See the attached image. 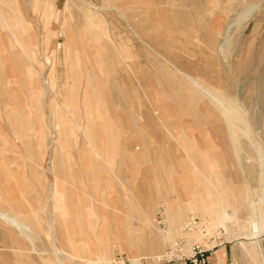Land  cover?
Masks as SVG:
<instances>
[{"label": "rangeland", "instance_id": "rangeland-1", "mask_svg": "<svg viewBox=\"0 0 264 264\" xmlns=\"http://www.w3.org/2000/svg\"><path fill=\"white\" fill-rule=\"evenodd\" d=\"M252 204L264 0H0V264H263Z\"/></svg>", "mask_w": 264, "mask_h": 264}, {"label": "bare ground", "instance_id": "bare-ground-1", "mask_svg": "<svg viewBox=\"0 0 264 264\" xmlns=\"http://www.w3.org/2000/svg\"><path fill=\"white\" fill-rule=\"evenodd\" d=\"M73 106H75V105H73ZM79 124H80V122H79ZM60 133H62V132H60ZM251 208H252L251 221L249 222L250 234H249V238L247 240H250V241L254 240V241L249 242V243H242L241 242L240 245L243 248H245L247 245H251L250 246V254L253 255L254 258L257 257L260 260V262L263 263V253H262V250L259 247V242H260L261 238L264 237V206L263 207H257V206H254V204H252ZM78 226H79V222H70V223H67V224L63 225V227H62L63 234H61V236L64 238V240L66 242L68 241V235H70L69 231H71L72 229H74V230L78 229Z\"/></svg>", "mask_w": 264, "mask_h": 264}, {"label": "built area", "instance_id": "built-area-1", "mask_svg": "<svg viewBox=\"0 0 264 264\" xmlns=\"http://www.w3.org/2000/svg\"><path fill=\"white\" fill-rule=\"evenodd\" d=\"M193 217H190L186 219L185 223L188 225H191V221L193 220ZM208 249H205L201 247L200 245H195L192 247L191 254L188 257L183 258V263L186 264H210L207 253ZM110 264H130L128 262H125L121 260L120 258H117L114 262H111ZM263 264H264V257H263Z\"/></svg>", "mask_w": 264, "mask_h": 264}, {"label": "crops", "instance_id": "crops-1", "mask_svg": "<svg viewBox=\"0 0 264 264\" xmlns=\"http://www.w3.org/2000/svg\"><path fill=\"white\" fill-rule=\"evenodd\" d=\"M210 264H240L244 262L242 257L233 254L230 250L219 249L213 253L207 254ZM168 264H186V263H168Z\"/></svg>", "mask_w": 264, "mask_h": 264}]
</instances>
